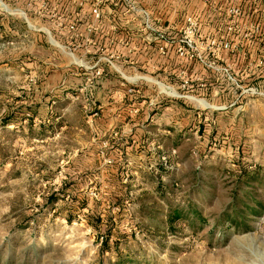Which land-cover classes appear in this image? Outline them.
<instances>
[{"label": "rangeland", "instance_id": "rangeland-1", "mask_svg": "<svg viewBox=\"0 0 264 264\" xmlns=\"http://www.w3.org/2000/svg\"><path fill=\"white\" fill-rule=\"evenodd\" d=\"M142 1L0 0V264H264V27Z\"/></svg>", "mask_w": 264, "mask_h": 264}, {"label": "trees", "instance_id": "trees-1", "mask_svg": "<svg viewBox=\"0 0 264 264\" xmlns=\"http://www.w3.org/2000/svg\"><path fill=\"white\" fill-rule=\"evenodd\" d=\"M59 100V99H58ZM14 116V118L5 120L3 123L4 126H8L13 123H21L24 119H27L31 116H23L18 119V117ZM261 174L258 169L250 170L248 167H243L240 174L238 175L237 183L241 184V186H237L235 198L236 203L244 208V211L240 209H234L233 214L236 218H232L229 220L232 225L239 227L244 225L248 227L246 223V219H249L253 216H258L262 209H264V204L261 199H256V195L252 192H247L246 189L248 187H253L254 189H259L260 186H263ZM255 184V185H254ZM262 188V187H261ZM241 195L243 196L242 198ZM239 218V221H237Z\"/></svg>", "mask_w": 264, "mask_h": 264}, {"label": "crops", "instance_id": "crops-1", "mask_svg": "<svg viewBox=\"0 0 264 264\" xmlns=\"http://www.w3.org/2000/svg\"><path fill=\"white\" fill-rule=\"evenodd\" d=\"M218 1H219V4L222 5L224 8L228 6H232V5H236L238 8H240L242 12L241 17H240L241 21L249 22V19H250V21L257 27H264V0H218ZM145 3L146 4H143V5L147 7L150 6L148 5L147 0ZM153 8L159 10L157 5L153 6ZM217 24H218V20H215V19L207 20V25L209 27L211 26L213 28H216ZM253 38H264V37L254 36ZM257 43L259 44L258 41Z\"/></svg>", "mask_w": 264, "mask_h": 264}, {"label": "built area", "instance_id": "built-area-1", "mask_svg": "<svg viewBox=\"0 0 264 264\" xmlns=\"http://www.w3.org/2000/svg\"><path fill=\"white\" fill-rule=\"evenodd\" d=\"M93 13H94L96 16H98V17H99V15H100V11H99L98 8H95V9L93 10ZM174 152H175V150H174Z\"/></svg>", "mask_w": 264, "mask_h": 264}]
</instances>
